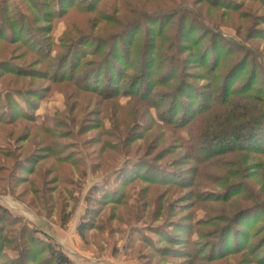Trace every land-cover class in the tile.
<instances>
[{
	"label": "rangeland",
	"instance_id": "obj_1",
	"mask_svg": "<svg viewBox=\"0 0 264 264\" xmlns=\"http://www.w3.org/2000/svg\"><path fill=\"white\" fill-rule=\"evenodd\" d=\"M33 1L0 0V206L12 217L0 223V264H45L48 243L75 264H264L263 212L232 226L246 240L232 233L220 245L218 234L253 196L264 203V158L234 152L194 162L185 144L199 117L178 130L157 118L178 85L190 87V98L180 99L188 106L225 101L224 88L243 86L254 63L248 94L264 98V40L248 37L251 27L264 31V8L246 3L252 13L245 18L214 0H92V11L77 5L90 0H77L46 18L41 2L51 10L53 0ZM170 12L177 13L164 24L145 18ZM185 12L191 19L180 29L178 13ZM135 20L141 26L126 36L127 47L124 38H111ZM231 43L240 46L238 59L250 55L235 79L226 76ZM61 58L66 73L75 64L74 80L53 75ZM90 70L99 88L118 87L98 94L77 86L76 77ZM146 87L149 102L141 98ZM138 160L154 166L155 176L167 168L186 182L141 180L134 172H145L143 166L131 168ZM58 175L56 186L50 180ZM227 186L237 192L220 201ZM82 221L89 223L80 235ZM165 234L176 236L171 247ZM156 247L173 250L160 254Z\"/></svg>",
	"mask_w": 264,
	"mask_h": 264
},
{
	"label": "trees",
	"instance_id": "obj_2",
	"mask_svg": "<svg viewBox=\"0 0 264 264\" xmlns=\"http://www.w3.org/2000/svg\"><path fill=\"white\" fill-rule=\"evenodd\" d=\"M75 1L77 0H53V7L51 8V10H46L49 5L48 2H41L42 9L46 8L45 10L42 11V15L45 16L46 18L49 15L52 16L53 14H56V13H57L56 14L57 16H61L66 11V6L74 5L76 3ZM93 2L92 0H90L89 4H87L85 8L83 4H81L80 1L77 2L78 3L77 5H79V7H83L84 10L90 9V11H92L91 7L94 4ZM213 2L216 4H220L221 2H223L222 3L223 8L222 7L221 8L224 12L225 11L226 12L230 11V12H235V13L239 12L240 15H244L245 18L248 15L251 16V13H252L251 11L245 8L246 3L248 2L254 3V4L256 3L259 5L260 8H264V0H242L241 2L239 1L237 2L236 0H214ZM176 13L170 12L169 14H166V15L147 14V17L145 18L151 19L153 21L156 20V21H159L160 24H164V23H167V21H170V18L171 17L173 18L176 15ZM178 18L181 19L182 21L180 29L184 27L183 23L185 24L191 19L190 16L186 14V12L184 14L178 13ZM124 25L125 26L123 27V30L120 32V34H117L111 38H113L114 41L116 42L124 38L125 40H123L122 44L124 45V47H127L129 45V42H128L129 38L126 36L131 35L132 33L136 32V29H138L141 26V20H135V21H132L131 23L128 22ZM41 28L43 30L50 29L48 26H43ZM188 28L190 30V28H193V27L192 25H189ZM260 31L264 33L263 30H260V28H257L256 26L255 28L251 27L250 35L248 36L249 39L264 40V35H261V36L258 35ZM252 32L255 33L253 36H251ZM31 33L34 34V32H31ZM40 38L42 39V41L44 40L42 37ZM32 42L35 47L34 49L35 51L42 50V44L38 42V40H32ZM231 45H232V48H229L226 54L228 55L227 57L230 58L232 62V66L228 70L226 76L227 77L229 76L230 79L231 78L235 79L237 77L239 70H241V68H243V66L246 64V61L250 55L247 52V53H244L240 59H238L236 49H239L240 46L239 44L236 45L235 43H231ZM115 50L116 48L114 47V51L113 49L109 51L111 64H112V61L114 59H117V56H118V53ZM205 57H206L205 53L201 54L200 56L203 62L205 60ZM65 61H67V58L65 59L61 58V61L56 66L57 72H54L53 75H56L57 77H59V80L61 81L72 80V79L74 80L75 79V74H74L75 64H71V68H72L71 71L69 73L68 72L66 73L65 64H64ZM147 61L149 63V60ZM107 62L108 60L106 61V63ZM254 64L257 65L256 63ZM255 65H253L254 68H252V70L250 71L249 79L246 81V83L243 86H240L241 89L239 88L236 90H231V86L229 85L226 88H224L226 91L225 101L220 102L217 105H216V102L214 101V105L209 106V104H207V102L203 100L205 99L203 97H202L203 98L202 101L198 105L193 104V105L188 106L187 104H183L180 101V99L183 97L190 98L188 97V93L186 90V88H190V87L188 84L187 85L182 84V85H178L176 88V91H174L171 94V98H173L171 100V103L167 102L168 103L167 106H165L162 111L158 112L157 118L162 122V124L165 125L166 127L175 128L176 130L186 127L190 123H193L194 118L196 119L198 117L200 118V119L198 118V122H200L198 123L199 124L198 129L195 126L193 127V129L190 130L194 133H190L189 141H187L185 144V149L187 150V157L192 159L194 162H198V163L205 162L207 159L213 158V157H220V159H222V157L229 155L231 153H234V152L253 153L254 155H259L264 158V145L260 146L261 144H264V98H260V96H251L250 95L251 93L248 94L250 91V85L252 84L254 78L256 77ZM97 76L98 75L94 73V71L90 70L89 72H85L81 74L80 76L76 77L77 86L85 90L95 91L98 94L106 93L107 90H110V86L112 87L113 85L106 84L108 85L107 87L102 88V89L99 88L100 86H98L97 81L95 80ZM109 80L112 81L111 76ZM136 82L134 83V80H133L129 82V85L130 86L132 85V88H134V86L136 87L137 85ZM116 87H118V85L113 86V88H116ZM147 87H146V90H144L143 94H141V98L144 99V101L149 102L151 100L150 98H152V94H151L152 87H149V88ZM125 91H129V90H125ZM263 94L264 93H262V95ZM109 97H112V96H109ZM209 97L210 96H208L207 98L209 99ZM234 98H236L237 100H234ZM249 100H252V101H249ZM246 102L252 103L253 106L252 105L248 106ZM161 103H162L161 106L158 105V108L163 106L164 102H161ZM15 106L18 107V110H21L22 115H24L26 119L32 122L34 121L35 117L32 116L33 114L31 115L27 111H25V109H23L18 102H16ZM215 106L220 109L217 110ZM238 106H241V107H238ZM179 113L181 115L180 116L181 118L180 120H176V117ZM11 115L12 113H10L7 116V119L9 122L12 121ZM1 117L0 119L4 120V118H1ZM46 151H47L46 153H49L47 148H46ZM30 159H32L31 154L27 157L26 160L30 161ZM139 165L143 166V168L145 169V170L143 169V171L145 172L140 173L139 171L135 170L136 172L134 173L141 180L144 179V180L151 182L154 178L156 179L158 178V180L160 181L169 180V182L172 181L174 183L175 181V183H178V184L179 183L184 184L186 182L185 180L181 181V179L176 178L174 175L175 173L171 169H170L171 170L170 172L168 170H165L167 168L165 169L160 168L159 170L157 169L158 170L157 173H159L160 176L159 175L155 176L154 174L155 172L153 171V168L155 167L150 164H146V162L143 160H138V162L132 164L131 165L132 170H134ZM260 165L263 167V164H260ZM165 175H168V176H165ZM129 177H132L131 173L128 174V178ZM50 181L56 184L57 186V182L59 181V175L53 177ZM23 182L26 183L28 181L23 180ZM47 183L48 181L46 182L45 180V184L42 190L48 189L49 186ZM32 188L34 189V191L36 190L39 191V188L37 186L35 187V185L32 186ZM237 188L232 189L231 186H227L225 188V191L220 193V196H219L220 201H223V202L228 201L229 196H231L232 194H236ZM106 193L107 192H105L104 195ZM257 197H258L257 195L253 196L250 199L251 204L243 207L242 209H239L231 217V220H230L231 223L229 225L225 224V226L221 228V231H219L218 233L220 236V245L221 243H224L225 245L227 243L228 245L230 242L228 243L227 239H228V236H230L232 233H234L236 237L243 238L244 240H246L247 238L246 232L242 234L239 228H233L232 226L236 224H242V223L249 224L245 220V217L249 214L251 215L253 213H259L260 211L264 213V203L262 201L256 200ZM112 199H115V198H112ZM9 219H12L10 212L6 208L0 206V223L7 222V220ZM82 222L83 224L78 226V233L80 235L83 234L86 223H89V221L88 222L82 221ZM142 236L144 237V235ZM163 237L165 238V241L168 243V246L171 245L174 239H176L175 238L176 236H173L171 234H165ZM236 243L237 242H234L233 243L234 245H232V247L236 246ZM237 248H239V245ZM154 249H155V252L160 253V254L162 252H169L173 250L167 247H156ZM45 250L48 253V256L45 260V264H75L63 251L56 249V247L52 246L49 243L45 246Z\"/></svg>",
	"mask_w": 264,
	"mask_h": 264
}]
</instances>
